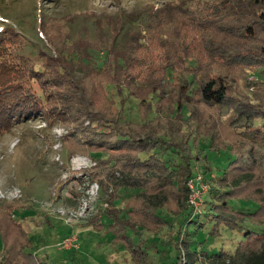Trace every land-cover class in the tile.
Returning a JSON list of instances; mask_svg holds the SVG:
<instances>
[{
	"label": "trees",
	"instance_id": "trees-1",
	"mask_svg": "<svg viewBox=\"0 0 264 264\" xmlns=\"http://www.w3.org/2000/svg\"><path fill=\"white\" fill-rule=\"evenodd\" d=\"M141 10L91 11L105 32L99 44L54 39L45 13H38L40 22L35 16L37 38L0 17V134L39 116L48 134L57 123L67 126L66 157L95 159L83 175L110 193L91 225L107 226L131 264H264V231L247 222H264V100L238 94L231 76L251 68L264 83V0H166ZM189 23L197 39L186 31ZM28 44L51 60L33 59ZM90 84L102 88L104 100L95 99ZM197 104L210 108L213 122L202 133ZM204 138L224 158L214 176ZM201 171L213 184L198 212L188 180ZM22 205L0 204V264H53L31 249V220L16 216ZM164 228L174 230L169 239L151 235ZM223 232L232 243L239 237L234 252L208 242Z\"/></svg>",
	"mask_w": 264,
	"mask_h": 264
},
{
	"label": "rangeland",
	"instance_id": "rangeland-1",
	"mask_svg": "<svg viewBox=\"0 0 264 264\" xmlns=\"http://www.w3.org/2000/svg\"><path fill=\"white\" fill-rule=\"evenodd\" d=\"M165 1L0 0V17L2 21L15 24L20 31L25 32L26 30L31 38H37L35 31L37 19L35 16L37 14L38 22H40L38 13H45L50 16V18H45L46 25L49 33L54 35V39L58 38L62 42L65 38L71 36L76 40H87L99 44V35L102 33L105 36V32L103 27L100 30L97 28L95 23L97 20L92 15H89L91 11H95L99 15L110 14L115 16L122 10L129 12L132 10L140 11L150 3L158 7ZM73 18L75 19L74 22L72 21ZM190 24L193 25L189 23L185 29L190 37L197 39L199 31L195 28V25L191 26ZM127 28L132 29L133 26ZM85 32L89 34L83 35ZM41 37L44 41L46 40L42 35ZM26 46L33 59L47 62L51 60L47 53L40 52L42 50L35 45L28 44ZM152 48L155 53L162 51L159 45H155ZM48 51L53 55L56 54L52 47ZM29 60L32 61V59ZM231 76L233 77L232 80L237 81L233 83L238 85V90L236 91L238 94L246 96L249 93L252 97L264 100V83L256 82L260 75L252 72L251 68L246 70L242 68L234 69ZM171 79V76L166 75V80ZM90 86L95 99L98 101L105 99V94L101 87L98 88L96 84H90ZM173 87L172 84L167 85V91H171ZM196 106L200 113L198 116L203 120L199 129V133H202L213 123L212 118L208 114L210 108L205 104H197ZM222 114L223 116L228 114L227 107L222 109ZM46 123L48 124L47 120L42 116L24 118L10 130L0 134V204L8 201H12L18 206L23 204L24 209L16 216L26 217L29 221L31 220L28 229L33 243L31 249L40 256H42L41 254L46 248L55 251L50 256L45 254L49 259L53 260V264H131L130 258L128 262L126 260V256L129 257V255L125 254L120 246L113 243L112 233L107 231V226L99 229L91 225V221L95 217L100 220L104 214V207L108 205L109 190H100L98 198L90 203V210H88V205L86 211L81 214L83 215L82 217L87 215L84 219L80 217L75 221L69 222L65 214L62 215L59 212L61 209L77 205L82 199L83 192L90 187L91 183L95 181L101 186V181L99 179L92 180L88 176L83 175L86 169L96 164V160L90 155L74 152L69 155V158L66 157L62 136L68 131V127L62 123H57L50 129L48 134L45 128ZM244 123H246V118H242L236 124L240 126ZM216 126L219 128L223 127L220 120L217 121ZM202 143L204 147L202 152L207 153L208 159L212 161V176H214L215 173L221 172V168L224 166V158L217 157L216 153L208 149L206 138H204ZM218 143L224 144L225 142L220 140ZM219 147L225 148L224 146ZM223 153L228 154V150L223 151ZM208 161L205 160L204 163H208ZM77 174L84 177L78 179ZM199 175H201L199 184H195L194 188L190 186L192 189L190 199L194 200L195 203L193 204L195 208L197 207L196 210L198 212L204 210V198L213 184V180H206L202 171ZM12 188L20 191V195L13 198L2 196L3 193ZM262 194L260 191L258 197H261ZM247 222L257 232L264 231V222L250 218H248ZM173 231L164 228L151 235L161 239H169L173 235ZM74 237L77 239L75 242ZM238 238H234L232 243L231 235L228 232H223L221 237L213 239L209 237L208 242H211L210 245L214 246L224 244L225 249L234 252L239 241ZM63 240L66 245L61 247ZM80 245L81 249L79 250ZM2 247L3 240L0 236V250ZM56 250L61 252L56 254ZM76 250L78 251L76 252ZM74 252L78 256V262L76 258H71ZM199 264L213 263L200 261Z\"/></svg>",
	"mask_w": 264,
	"mask_h": 264
},
{
	"label": "built area",
	"instance_id": "built-area-1",
	"mask_svg": "<svg viewBox=\"0 0 264 264\" xmlns=\"http://www.w3.org/2000/svg\"><path fill=\"white\" fill-rule=\"evenodd\" d=\"M200 178H201V175H198L195 179H190L189 185L194 188L195 184H199ZM0 193H1V191H0ZM99 193H100V184L98 182L94 181L91 183L90 187L87 188L83 192L82 199H81L82 202L80 201L77 205H75L73 207H70V208L68 207L67 209H61L59 212H61L62 215L65 214V216L67 217L66 219L69 222L75 221V220L79 219L80 217H81V219H84L87 215L85 217H82L83 215H81V214L86 211V209L88 208V205H89L88 210H90V206H91L90 203H92V201H94L95 199L98 198ZM19 195H20V191H17L15 188H12L11 190L2 194V196H4L5 198L6 197L13 198V197H16ZM191 203L192 204L195 203L192 198H191ZM73 239H75L74 242L77 240L75 237ZM64 240L61 242L62 243L61 247H64L63 245H66V243H64ZM71 244H73V242H71Z\"/></svg>",
	"mask_w": 264,
	"mask_h": 264
},
{
	"label": "crops",
	"instance_id": "crops-1",
	"mask_svg": "<svg viewBox=\"0 0 264 264\" xmlns=\"http://www.w3.org/2000/svg\"><path fill=\"white\" fill-rule=\"evenodd\" d=\"M50 244V243H49ZM81 249V245H80V248H79V250ZM67 251H70V250H67ZM78 250H76V252H77ZM53 252H55V251H51V250H48L47 248L46 249H44L43 250V252H42V256H44L45 254H47V255H52L53 254ZM61 251H59V250H56V254H59ZM62 254V253H61ZM84 254V253H83ZM46 256V255H45ZM77 257L78 256H76L75 255V252L71 255V258L72 259H75L76 258V261L78 262L79 260H77ZM53 261V260H52Z\"/></svg>",
	"mask_w": 264,
	"mask_h": 264
}]
</instances>
